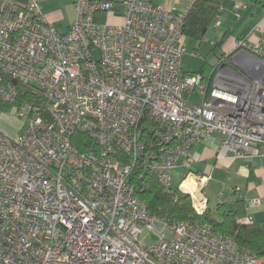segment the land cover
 <instances>
[{
	"label": "built area",
	"instance_id": "2783aa9c",
	"mask_svg": "<svg viewBox=\"0 0 264 264\" xmlns=\"http://www.w3.org/2000/svg\"><path fill=\"white\" fill-rule=\"evenodd\" d=\"M75 11L62 33L39 0H0V104L29 123L17 137L0 128V264H264L207 221L152 215L133 179L172 188L214 133L218 158L264 155V42L240 38L208 81L184 71L189 8L76 0ZM78 131L96 148L76 146Z\"/></svg>",
	"mask_w": 264,
	"mask_h": 264
},
{
	"label": "crops",
	"instance_id": "0c3cea01",
	"mask_svg": "<svg viewBox=\"0 0 264 264\" xmlns=\"http://www.w3.org/2000/svg\"><path fill=\"white\" fill-rule=\"evenodd\" d=\"M47 19L54 23L62 33L69 31L75 16L76 0H39ZM106 1V0H103ZM120 2L122 0H112ZM195 0H153L172 13H180L190 8ZM109 22L121 23V16L101 13ZM249 36L251 42H264V2L259 0H224L218 17L202 42H198L199 51L207 44V54L229 55L236 48L237 41ZM188 37L184 38L187 40ZM192 39V38H190ZM195 40V39H193ZM217 45H221L216 48ZM208 58V57H207ZM208 66V63H207ZM214 66V67H215ZM190 74L192 72H185ZM202 74V73H200ZM204 76V74H202ZM211 77V76H209ZM199 93L188 95L190 101H198ZM224 135L214 133L193 147V161L190 167L180 164L172 171V182L182 192L189 193L194 204L203 209L215 210L219 203H225L229 209H235L239 201L245 211V218L258 222L264 219V200L261 204L251 205L256 198L264 199V155H255L249 159L234 157L231 154L223 158L217 152Z\"/></svg>",
	"mask_w": 264,
	"mask_h": 264
},
{
	"label": "trees",
	"instance_id": "16d2710c",
	"mask_svg": "<svg viewBox=\"0 0 264 264\" xmlns=\"http://www.w3.org/2000/svg\"><path fill=\"white\" fill-rule=\"evenodd\" d=\"M12 1L21 7L28 2V0ZM223 1L195 0L185 18L184 36L202 42L218 17ZM259 1L264 2V0ZM219 46L221 45H217L216 48ZM225 56L224 53L218 55V61ZM227 64L232 65L230 61ZM204 72L205 68H202L200 73L204 74ZM210 79L211 77L207 76V80ZM18 88L20 99L32 97V94L35 93L31 87L23 83H18ZM73 143L84 151L96 148L92 139L80 131L76 133ZM133 179L138 184V196L146 201L152 215L167 220L207 221L216 231L230 235L240 245L255 251L260 256L261 262L264 263V219L258 222L252 220L245 222L246 215L242 209L241 201L237 203L235 209H229L225 203H219L215 210L207 208L200 214L196 210L192 196L182 192L179 187L172 186V188L166 189L159 183L156 176L147 171H134Z\"/></svg>",
	"mask_w": 264,
	"mask_h": 264
},
{
	"label": "rangeland",
	"instance_id": "374dc122",
	"mask_svg": "<svg viewBox=\"0 0 264 264\" xmlns=\"http://www.w3.org/2000/svg\"><path fill=\"white\" fill-rule=\"evenodd\" d=\"M102 22H109V19L105 15L101 18ZM186 56L184 59V71L192 72L195 75L201 76L200 71L205 68L204 77L211 76L214 72V66L217 62V56L213 53L207 54V44L203 45L201 51L203 56L195 55V48L199 49L197 40L188 38L185 40ZM208 57V58H207ZM208 63V66H207ZM199 96V95H198ZM199 99L200 96H199ZM18 103L2 102L0 104V128L7 132L12 137H17L18 135L24 133L28 127V122L22 120L17 115ZM176 177L172 183L177 185ZM141 235V241L151 244L152 241L149 240L145 235Z\"/></svg>",
	"mask_w": 264,
	"mask_h": 264
},
{
	"label": "water",
	"instance_id": "95a60500",
	"mask_svg": "<svg viewBox=\"0 0 264 264\" xmlns=\"http://www.w3.org/2000/svg\"><path fill=\"white\" fill-rule=\"evenodd\" d=\"M259 63H262V62H259Z\"/></svg>",
	"mask_w": 264,
	"mask_h": 264
}]
</instances>
